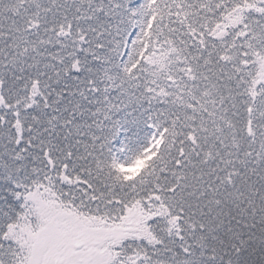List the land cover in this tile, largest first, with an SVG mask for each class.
Masks as SVG:
<instances>
[{
  "label": "snow or ice",
  "instance_id": "snow-or-ice-1",
  "mask_svg": "<svg viewBox=\"0 0 264 264\" xmlns=\"http://www.w3.org/2000/svg\"><path fill=\"white\" fill-rule=\"evenodd\" d=\"M0 264H264V0H0Z\"/></svg>",
  "mask_w": 264,
  "mask_h": 264
}]
</instances>
